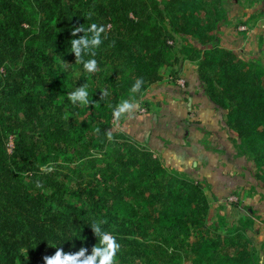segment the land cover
<instances>
[{"label":"trees","instance_id":"trees-1","mask_svg":"<svg viewBox=\"0 0 264 264\" xmlns=\"http://www.w3.org/2000/svg\"><path fill=\"white\" fill-rule=\"evenodd\" d=\"M30 1L40 20L53 24L42 29L43 36L25 28L28 19L18 0H0V118L6 98L25 127L43 138L42 146L33 135L17 138L8 153L0 128V264L42 263L57 248L74 253L85 247V256L91 255L97 243L93 221H102L101 231L120 245L116 264H181L182 251L192 264H258L244 232L211 236L203 231L209 205L199 184L111 127L120 101H137L148 86L163 81V69L177 75L173 68L181 55L197 61L207 99L226 112V126L237 135L241 154L264 170V68L213 44L216 25L225 16L220 1L205 6L203 0H168L158 10L161 22H150L143 0ZM92 23L105 29L95 49L94 33L71 36L73 25L87 29ZM175 36L212 46L202 51L188 46L175 54L169 44ZM80 37L88 41L80 45L81 55L95 59L97 77L112 76L102 95L88 88L81 72L76 87L86 85L95 94V102L84 105L66 94L77 89L72 75L54 80L56 71H43L23 44L39 40L41 49L52 48L49 64L52 52L61 51L73 69L83 71L70 42ZM86 49L95 54H85ZM19 63L15 72L8 68ZM138 80L141 86L132 92Z\"/></svg>","mask_w":264,"mask_h":264},{"label":"rangeland","instance_id":"rangeland-1","mask_svg":"<svg viewBox=\"0 0 264 264\" xmlns=\"http://www.w3.org/2000/svg\"><path fill=\"white\" fill-rule=\"evenodd\" d=\"M18 1L27 15L28 23L25 25V28L31 35L43 36L42 29L44 31L52 29L53 24L45 25L40 20V15L37 13L34 4L30 0ZM143 1L148 6L147 15L150 22H161L158 10L164 8L168 0ZM219 1L225 12V16L216 25V29L213 33L215 37L213 44L232 51L237 58L249 66H260L264 68V0ZM213 2L214 0H203L205 6H212ZM154 7H156V9H154ZM162 23L169 25L167 21H163ZM23 44L34 51V58L40 66H43V71H46L50 67L56 71L57 76L54 80L61 79L62 73H66L65 77L72 75L73 78L71 83L77 88L75 82L81 75V72H83L88 80V88H92L95 91L94 93L97 94L98 92H105L106 81L112 78L109 73H104L102 77H97L96 70L88 72L86 69H83V71L80 69H73L71 62L66 59L61 51L52 52L53 60L52 64H49V62H47V57L48 52L52 50V48L49 47L46 50L41 49L39 40L24 39ZM169 44L172 47L170 52H174L175 54L178 52H186L185 48L188 46H194L201 51L212 46L201 47L192 39L181 36H175L174 43L170 41ZM178 56L181 61L179 60V63L175 65L173 68L174 70H179L181 62L184 61L181 55ZM191 63L197 65V61ZM20 66L21 63H19L17 67L10 66L8 68L15 72ZM172 72L173 70L170 68L163 69L161 71L163 81L172 80L171 76L174 77L176 75V72L173 74ZM3 73L6 74L5 70ZM1 75L2 79H5V75ZM174 78L173 80H179L180 73L178 72ZM163 81L148 86L137 101L130 103L140 101L150 87L163 83ZM67 84L70 86L68 82ZM26 88L28 87L25 86L23 88V94L27 92ZM88 88H86L88 93L87 99L89 103H94L95 94L93 93V95H90ZM70 93V90L66 92L67 95ZM122 101H120V103ZM212 106L214 107L213 104ZM148 107V104L144 101L140 102L138 106L139 113L145 114ZM1 109L5 110V117L0 118V128L2 132L6 134L4 140L8 153H11L15 140L23 136L30 137L33 135L34 140H37L40 143L39 145L42 146L43 138L39 136L38 131H30L25 127L21 114L18 113L16 106L12 102L4 98ZM214 109L219 120L217 123L222 131H224V138L226 139V145H223L221 139H218V134L215 133L217 141L215 140L213 143H209V148L216 151L214 153L217 157V161L214 165H207V171L204 172V176H201V178L195 177L193 174H187V172L177 171L170 167L169 169L180 177L193 181L201 186L209 205L202 226L203 231H207V235L211 236L218 234L223 235L227 232L233 233L236 230L244 232L249 239L251 249L255 251L257 263L260 264L259 251L253 247L249 235H254L255 231L260 230L261 224L264 223V170L256 166L253 157L241 154L238 149L240 141L237 139V135L226 126V112L216 107H214ZM6 118L19 122V125L14 126ZM111 127L113 132H118L116 131L115 116L114 120L111 122ZM119 132L128 136V134L122 130ZM128 139L139 147L147 148L154 157L160 159L163 165L167 167L162 159L156 156V150H151L150 146L145 142V138L141 141H135L128 136ZM181 257V264H192L191 257L186 255L183 251L181 252ZM38 264H44V262Z\"/></svg>","mask_w":264,"mask_h":264},{"label":"crops","instance_id":"crops-1","mask_svg":"<svg viewBox=\"0 0 264 264\" xmlns=\"http://www.w3.org/2000/svg\"><path fill=\"white\" fill-rule=\"evenodd\" d=\"M179 73V80L153 85L140 101L133 103L136 108L115 117L116 131L122 130L135 141L145 138L168 168L201 178L207 165L217 161L216 151L209 148V143L216 140L215 133L223 145L226 139L215 109L198 81L196 65L184 60ZM143 101L149 107L140 114L138 106ZM249 238L259 251V263L264 264V223Z\"/></svg>","mask_w":264,"mask_h":264},{"label":"clouds","instance_id":"clouds-1","mask_svg":"<svg viewBox=\"0 0 264 264\" xmlns=\"http://www.w3.org/2000/svg\"><path fill=\"white\" fill-rule=\"evenodd\" d=\"M103 26H97V24L92 23L90 27L85 29V27L81 24L79 26L73 25L71 28V36L76 37L78 32H84L85 36L89 32L94 33V37L91 41L93 48L95 49L101 44V33L104 32ZM72 52L76 54V60L79 63H82L84 68L88 72H93L96 70V61L95 59L84 60L81 55L80 45L84 44L87 46L88 41L85 37H80L79 39H71ZM91 49V50H92ZM91 53L94 55V51H87L86 53ZM141 86V81L138 80L132 87L131 91L136 92ZM87 86L82 85L76 89V91L69 94V99L76 103L79 101L82 104H88L89 101L87 99L88 93L86 91ZM102 95H107V93H103ZM137 105L130 103L125 100L122 101L113 111L114 116L118 119L122 113L131 112ZM108 138L111 139V133H108ZM39 186V185H38ZM101 222L93 221L90 225L94 236L97 238V243L92 246L91 255L85 256L87 252V248L81 247L78 251L74 253H65L62 248H57L54 255L45 256L44 264H116V253L120 249V245L116 242L114 236L106 231H101Z\"/></svg>","mask_w":264,"mask_h":264}]
</instances>
